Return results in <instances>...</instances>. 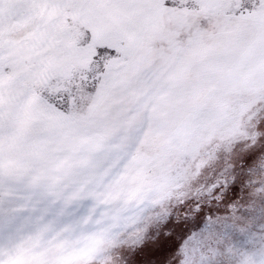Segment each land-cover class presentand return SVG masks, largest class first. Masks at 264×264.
<instances>
[{
	"label": "snow or ice",
	"instance_id": "1",
	"mask_svg": "<svg viewBox=\"0 0 264 264\" xmlns=\"http://www.w3.org/2000/svg\"><path fill=\"white\" fill-rule=\"evenodd\" d=\"M0 264H264V0H0Z\"/></svg>",
	"mask_w": 264,
	"mask_h": 264
}]
</instances>
